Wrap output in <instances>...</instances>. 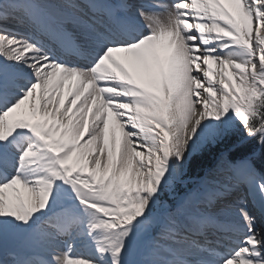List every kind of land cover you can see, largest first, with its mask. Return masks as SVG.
I'll return each mask as SVG.
<instances>
[{"label": "snow or ice", "instance_id": "snow-or-ice-1", "mask_svg": "<svg viewBox=\"0 0 264 264\" xmlns=\"http://www.w3.org/2000/svg\"><path fill=\"white\" fill-rule=\"evenodd\" d=\"M249 141L264 0H0V264H264Z\"/></svg>", "mask_w": 264, "mask_h": 264}, {"label": "trees", "instance_id": "trees-1", "mask_svg": "<svg viewBox=\"0 0 264 264\" xmlns=\"http://www.w3.org/2000/svg\"><path fill=\"white\" fill-rule=\"evenodd\" d=\"M243 131L236 133L233 137L234 140L243 137ZM255 149V162L258 172L264 175V149L260 147L253 141H249L245 148H242L238 152L231 153L230 156L239 157L246 154L248 151ZM214 162L212 154H198L192 158L189 166V175L185 179H194L200 177L203 171ZM190 184V181H189Z\"/></svg>", "mask_w": 264, "mask_h": 264}, {"label": "rangeland", "instance_id": "rangeland-1", "mask_svg": "<svg viewBox=\"0 0 264 264\" xmlns=\"http://www.w3.org/2000/svg\"><path fill=\"white\" fill-rule=\"evenodd\" d=\"M239 132H241V131H239ZM213 164H214V162H213ZM213 164H212V165H213ZM212 165H211V166H212ZM206 171H207V169L204 171V173H203L202 176H204V174H205ZM202 176H201V177H202ZM185 180L187 181V179H185ZM188 180H189V179H188ZM198 180H199V179H198ZM198 180H197V181H198Z\"/></svg>", "mask_w": 264, "mask_h": 264}]
</instances>
